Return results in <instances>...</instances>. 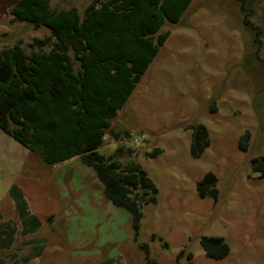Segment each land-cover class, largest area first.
I'll use <instances>...</instances> for the list:
<instances>
[{
    "label": "rangeland",
    "instance_id": "374dc122",
    "mask_svg": "<svg viewBox=\"0 0 264 264\" xmlns=\"http://www.w3.org/2000/svg\"><path fill=\"white\" fill-rule=\"evenodd\" d=\"M16 1L0 0V50L22 41L30 52L51 30L13 17ZM92 1L51 4L83 12ZM246 6L248 16L239 0H193L168 22L169 38L112 124L132 137L105 135L103 154L123 147V160L138 161L158 187L138 231L79 157L48 164L0 129V264H264V177L253 168L264 155V0ZM199 125L210 145L194 158ZM208 172L217 199L197 192ZM212 236L228 256H206L201 239Z\"/></svg>",
    "mask_w": 264,
    "mask_h": 264
},
{
    "label": "trees",
    "instance_id": "16d2710c",
    "mask_svg": "<svg viewBox=\"0 0 264 264\" xmlns=\"http://www.w3.org/2000/svg\"><path fill=\"white\" fill-rule=\"evenodd\" d=\"M192 1L93 0L81 12L76 6L53 8L51 0H17L9 8L17 20L46 26L51 34L34 38L30 52L22 41L0 50V129L48 164L79 157L102 183L105 198L130 212L136 231L144 204L157 202L158 187L138 161L123 160V147L109 156L99 149L107 132L119 141L132 137L113 130L111 122L169 38L162 28L178 22ZM239 1L250 15L247 0ZM247 140L248 134L241 137V149ZM209 145L207 128L197 126L191 155L200 157ZM253 168L264 177V155L253 159ZM216 185L208 172L197 192L217 199ZM201 246L214 259L230 252L219 236L203 237Z\"/></svg>",
    "mask_w": 264,
    "mask_h": 264
},
{
    "label": "crops",
    "instance_id": "0c3cea01",
    "mask_svg": "<svg viewBox=\"0 0 264 264\" xmlns=\"http://www.w3.org/2000/svg\"><path fill=\"white\" fill-rule=\"evenodd\" d=\"M130 97H131V96H130ZM130 97H129V98H130ZM128 100H129V99H128ZM128 100H127V102H128ZM127 102H126V103H127ZM125 105H126V104H125ZM125 105H124V106H125ZM123 108H124V107H123ZM123 108H121V109H119V110L117 111V115H116V117H115V118L112 120V122H111V128L113 127L112 124L114 123V121H115V119L117 118V116L121 113V111H122ZM107 133H109V132H107ZM102 147H103V146H102ZM102 147H101V148H102ZM101 148H100L99 150H101Z\"/></svg>",
    "mask_w": 264,
    "mask_h": 264
}]
</instances>
